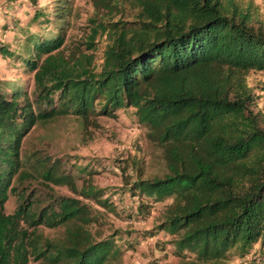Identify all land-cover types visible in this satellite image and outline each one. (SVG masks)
Segmentation results:
<instances>
[{"label": "trees", "instance_id": "1", "mask_svg": "<svg viewBox=\"0 0 264 264\" xmlns=\"http://www.w3.org/2000/svg\"><path fill=\"white\" fill-rule=\"evenodd\" d=\"M102 3L104 18L83 39L68 37L63 20L54 37L34 43L24 57L33 76L31 97L23 86L11 92L0 86V264H123L129 246L116 235L131 230H93L115 209L107 188L84 180L86 164L74 160L68 168V157L36 146L29 134L63 115L86 125L91 115L125 107L163 148L167 169L142 176L139 160L118 158L122 182L115 193L128 192L134 204L122 210L130 219L144 218L154 203L169 199L152 227L132 231L166 235L154 247L166 251L169 243L174 264H232V256L260 264L264 113L255 108L260 94L246 80L250 70L264 72L258 4ZM125 4L136 8L133 17L114 18ZM58 5L62 19L68 0ZM0 53L12 51L2 43ZM10 195L14 207L6 211Z\"/></svg>", "mask_w": 264, "mask_h": 264}, {"label": "rangeland", "instance_id": "2", "mask_svg": "<svg viewBox=\"0 0 264 264\" xmlns=\"http://www.w3.org/2000/svg\"><path fill=\"white\" fill-rule=\"evenodd\" d=\"M59 1L62 3V0H0V44H5L12 51L9 55L0 53V86L3 90L11 92L19 85L31 97L33 76L24 63V57L31 53L34 43L41 38L54 37L63 20H66L65 31L68 37L83 39L95 21L104 18L107 12L102 0H68V15L59 19L56 15ZM254 1L264 14V0ZM135 10L132 4H125L120 11L114 13V18L121 16L130 19ZM37 12L40 14L35 16ZM97 53H100V49ZM246 80L260 94L255 108L264 113V88L261 89V86L264 87V72L250 70ZM132 110V107H125L117 109L113 115H91V120L86 125L75 115H63L49 122L46 128L37 126L29 135L33 136L36 146L51 154L68 157V168L74 160L82 165L86 164L88 170L83 174L84 180L107 188L115 209L106 211V220L93 230H102L104 234L115 227L122 231L131 230L130 233L116 235L124 248L125 244L129 246L123 252V264H147L149 261L153 264H174L178 257L173 254L169 243L166 251L154 247L156 239H165L166 235L158 233L142 237L132 231L152 227L161 214L163 204L169 199L154 203L150 213L144 218L130 219L122 209L134 206L133 199L128 192L115 193L122 182L118 158L131 157L139 160V172L142 176L162 174L167 169L163 148L149 138L145 125L137 120ZM57 189L61 193H71L65 186ZM13 207L14 198L10 195L6 201V211H11ZM44 231L48 229L44 228ZM126 238L133 240V245L130 246L125 241ZM255 248H258L257 243ZM258 258L262 259L260 264H264V253ZM230 261L232 264H242L237 256H232ZM29 264L38 263L30 261Z\"/></svg>", "mask_w": 264, "mask_h": 264}, {"label": "clouds", "instance_id": "3", "mask_svg": "<svg viewBox=\"0 0 264 264\" xmlns=\"http://www.w3.org/2000/svg\"><path fill=\"white\" fill-rule=\"evenodd\" d=\"M9 199V198H8Z\"/></svg>", "mask_w": 264, "mask_h": 264}]
</instances>
